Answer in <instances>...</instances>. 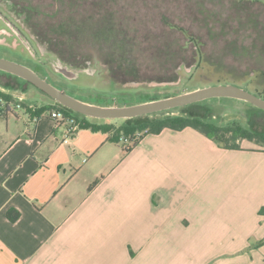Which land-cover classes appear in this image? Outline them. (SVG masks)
Returning <instances> with one entry per match:
<instances>
[{
  "label": "crops",
  "instance_id": "1",
  "mask_svg": "<svg viewBox=\"0 0 264 264\" xmlns=\"http://www.w3.org/2000/svg\"><path fill=\"white\" fill-rule=\"evenodd\" d=\"M19 105L0 99V264H264V150L186 128L127 152Z\"/></svg>",
  "mask_w": 264,
  "mask_h": 264
},
{
  "label": "rangeland",
  "instance_id": "2",
  "mask_svg": "<svg viewBox=\"0 0 264 264\" xmlns=\"http://www.w3.org/2000/svg\"><path fill=\"white\" fill-rule=\"evenodd\" d=\"M26 1H30L41 13L47 14L45 20L39 15L32 22L38 28L41 24L42 30L46 23L70 19L74 24L73 28L69 29V34L73 33L86 41L79 46L71 45L69 42L68 46H72L70 50L75 55L85 58L92 55L97 60L84 71L68 68L75 74L71 77L58 72L56 68L60 63L54 60L51 54L40 50L33 41L28 27L23 26V21H18L6 11V4L5 9L4 6H0V57L24 64L33 70L38 69L36 72L41 77L84 102L102 107H127L214 85L210 82L213 79L212 70L201 63L196 67L187 65L177 69L179 80L176 83L145 84L138 82L137 79L135 82L121 85L113 83L109 78L104 63L113 59L117 51L115 46L127 48L128 58H133L132 61L137 60V67L139 66L151 79H160L159 75L151 76L154 70L164 68L170 72L173 69L171 65L160 67L161 64L154 62L155 52L158 51L162 37H166V34L172 40L184 43L183 35L175 30H169L164 18L176 27H183L199 37L208 57L220 63L221 67L237 75L258 69L262 71L260 80L264 81V0H240L239 10L235 8V0ZM204 14L211 16L206 18ZM191 54V50H187L181 55L189 60ZM98 57L102 59L101 62ZM225 82L219 85H236L235 81L229 78ZM248 87L253 90V86ZM0 91L11 95L13 100H18L23 105L41 106L58 103L32 84L2 73ZM16 111L20 116L27 115L24 109L17 108ZM182 114L195 115L218 126L237 124L264 133V112L256 110L250 103L230 98L204 100L193 106L136 118L90 119L98 123L137 125ZM75 115L83 117L78 113ZM121 143L124 146L123 142ZM245 144L251 146L249 149L264 150V146L254 143L245 141L240 143L241 146ZM130 145H133V142L126 145L125 149Z\"/></svg>",
  "mask_w": 264,
  "mask_h": 264
},
{
  "label": "trees",
  "instance_id": "3",
  "mask_svg": "<svg viewBox=\"0 0 264 264\" xmlns=\"http://www.w3.org/2000/svg\"><path fill=\"white\" fill-rule=\"evenodd\" d=\"M235 8L240 9L239 3L240 0H235ZM7 5L6 11L11 13L18 21H23V26H27L29 29V33L33 38V41L39 46L40 50L44 51L46 54H51L54 56V60L67 68H74L77 70H87L90 66H93L94 60L96 61V57L89 56L87 58L79 55H75L70 49L71 45H81L86 43L80 37L74 35L73 33L69 34V29L73 28L74 24L70 21V19H63L53 23H46L44 29L42 30L41 24L38 27L33 25V19L37 16H43L42 20H45L47 17L46 13H41L39 9L30 1L26 0H0V6ZM5 9V6H4ZM204 16H211L206 15ZM41 18V17H39ZM166 27L169 30H175L181 33L184 37V43H181L178 40H172L170 36L165 35L166 37H162L160 47H158V51L155 52L154 62L158 63L160 67L171 65L173 69L164 70L161 68L160 70H154L151 72V76H160V79H151V77H147L139 66L137 67V60L132 61V59L128 58L127 48L122 46H115V54L113 59L109 61H105V66L107 67V72L109 74V78H111L112 82L115 84H129L135 82V80L139 79L138 82H142L145 84L156 82V83H176L179 80V74L177 73V69L181 67H187V65L191 67H196L199 63L206 65L210 70H212L213 79L210 82H213L214 85H219L224 83L228 78L230 80L235 81V84L241 88H244L251 93L257 95L260 98L264 99V81H261L262 71L258 69H251L248 72L240 73V75L235 72L228 71L225 67H221L220 63L212 61L207 52L203 48L202 41L199 37L193 35L189 30L183 27H176L174 24H171L168 19H163ZM38 28V29H37ZM65 33H68L66 35ZM168 33V32H167ZM63 34V36H61ZM94 41L97 42L95 39ZM69 45L68 46V44ZM80 42V43H77ZM192 52L190 59L188 60L185 57H182V53L185 51ZM263 56V55H262ZM208 57V58H207ZM100 62L101 58L98 57ZM39 71L38 69H36ZM35 70V71H36ZM157 72V73H156ZM2 74H6L15 78H18L24 81L27 84L29 82L6 72L0 71ZM168 74V75H167ZM163 75V76H161ZM224 75V76H223ZM134 78V79H133ZM141 79V80H140ZM252 81V83H249ZM241 82L242 84H239ZM226 83V82H225ZM249 83V84H248ZM246 84V85H243ZM253 86V90H250L248 86ZM0 99H5L7 101L13 100L11 95L0 91ZM194 104H190L187 106H193ZM22 108L26 110V112L31 113V108L29 106L23 105L20 103ZM253 106V105H252ZM254 107V106H253ZM183 108V107H180ZM256 110H261L259 108L254 107ZM57 110L62 112L66 117H72L76 113L63 105L57 103V105H42L39 109H35L34 112L38 114H50L52 111ZM84 119L79 124L80 128L90 129L92 131H102V132H111L113 133V137L111 138L114 142H121V137H129V140L133 142V145L128 146L125 150L130 152L134 147H136L142 138L148 135H159L166 130L171 131H182L186 128H192L209 139L218 143L222 148L229 150H240L242 141H249L254 144L264 146V133H259L250 129L245 128L244 126L232 124L229 126H218L212 123H208L204 120H201L195 115H178V116H170L167 118L156 119L149 122H144L137 125H127L121 124L118 125L113 122H92V120L86 116H83ZM109 120V119H107ZM119 121V120H115ZM14 216V219L18 218ZM264 243V240L261 242Z\"/></svg>",
  "mask_w": 264,
  "mask_h": 264
},
{
  "label": "water",
  "instance_id": "4",
  "mask_svg": "<svg viewBox=\"0 0 264 264\" xmlns=\"http://www.w3.org/2000/svg\"><path fill=\"white\" fill-rule=\"evenodd\" d=\"M56 69L58 72L63 73L67 77L75 75L62 64H59ZM0 71L15 75L29 82L64 107L74 111L75 113L93 119L114 120L136 118L174 108L184 107L214 98H230L241 100L250 103L256 108L264 110L263 98H260L250 91L234 84L213 85L199 88L181 95L153 100L127 107H102L84 102L72 97L71 95H68L41 77L35 70L24 64L0 57Z\"/></svg>",
  "mask_w": 264,
  "mask_h": 264
},
{
  "label": "built area",
  "instance_id": "5",
  "mask_svg": "<svg viewBox=\"0 0 264 264\" xmlns=\"http://www.w3.org/2000/svg\"><path fill=\"white\" fill-rule=\"evenodd\" d=\"M50 116L54 120L67 121L68 123H70L71 124L70 132H74L77 130V121L73 117H66L62 112L57 110L52 111L50 113ZM121 142H123L125 146L131 143L129 137H125V136L121 137Z\"/></svg>",
  "mask_w": 264,
  "mask_h": 264
}]
</instances>
